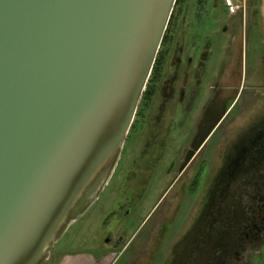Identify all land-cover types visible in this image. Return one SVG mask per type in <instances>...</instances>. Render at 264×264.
<instances>
[{"label": "water", "instance_id": "water-1", "mask_svg": "<svg viewBox=\"0 0 264 264\" xmlns=\"http://www.w3.org/2000/svg\"><path fill=\"white\" fill-rule=\"evenodd\" d=\"M177 0H0V264H43L112 177Z\"/></svg>", "mask_w": 264, "mask_h": 264}, {"label": "rangeland", "instance_id": "rangeland-1", "mask_svg": "<svg viewBox=\"0 0 264 264\" xmlns=\"http://www.w3.org/2000/svg\"><path fill=\"white\" fill-rule=\"evenodd\" d=\"M239 30L241 36L234 46L229 35L225 37L224 84L226 93H232L224 117L225 153L219 159L216 152L205 159L200 155L195 161L207 159L209 168L204 181L208 185L198 189L196 195L191 194L189 185L195 170L183 172L180 168L187 157L185 138L159 129L143 137L135 130L127 138V151L122 152L107 185L70 224L43 264H61L64 257L81 254L90 255L94 264L203 263L199 246L193 245L195 248L187 252L186 227L191 222L202 221L193 217L192 211L193 214L197 211L202 195L213 196L212 178L215 175L216 182L221 177L216 166L222 156L229 162L233 148L264 125V30L250 25L248 20L245 25L242 21ZM212 65H217L216 51L211 55ZM263 175L264 167H261L254 181H261ZM250 180L249 175L241 177L231 185L230 191L226 190L227 197L235 195L237 205L245 211L256 204L250 197L254 191ZM217 203L224 201L219 199ZM208 220L211 222L213 218ZM203 237L205 230L195 234L194 240L202 243ZM242 251V259H233L230 264H264V240L249 244Z\"/></svg>", "mask_w": 264, "mask_h": 264}, {"label": "flooded vegetation", "instance_id": "flooded-vegetation-1", "mask_svg": "<svg viewBox=\"0 0 264 264\" xmlns=\"http://www.w3.org/2000/svg\"><path fill=\"white\" fill-rule=\"evenodd\" d=\"M252 2L253 0L176 1L127 137L130 138L135 130L146 137L159 129L169 130V134L176 132L185 138L187 157L180 168L183 172L195 170L189 185L192 195L208 185L204 181L209 168L207 159L200 163H196V159L200 155L204 158L212 152H216L219 159L220 154L225 153L224 117L229 110L226 108L227 99L232 95L230 91L226 93L224 84L225 37L229 35L233 46L240 39L241 18L251 12ZM214 51L217 54V65L211 67V55ZM262 126L247 135L248 140L242 139L233 148V156L229 162L222 156V161L216 166L221 177L216 182V176L212 178L211 186L215 185L213 196L209 197V193L202 195L198 199L201 203L197 211L194 214L192 211V216L202 218V221L195 224L191 222L186 227L189 239L187 252L189 254L190 249L195 248L193 245L199 246V253L203 255L202 264H230L233 259L240 261L242 250L249 244L264 240V175L261 181H254L261 167H264V125ZM202 138H205L204 143L199 146ZM125 150L127 151L126 145L123 151ZM134 160L132 155L131 162ZM248 175L254 186L250 197L256 204L245 211L237 205L235 195L227 197L226 190L230 191L234 182ZM219 199H223L224 204L217 203ZM209 217L213 218L211 222ZM204 230L206 237H203L202 243L194 240V235Z\"/></svg>", "mask_w": 264, "mask_h": 264}, {"label": "crops", "instance_id": "crops-1", "mask_svg": "<svg viewBox=\"0 0 264 264\" xmlns=\"http://www.w3.org/2000/svg\"><path fill=\"white\" fill-rule=\"evenodd\" d=\"M250 11V10H249ZM246 20L249 24L260 26L264 30V0H253L251 12L243 15L241 23L245 25ZM241 26V24H240ZM61 264H94L90 255L66 256ZM111 264V262L109 263Z\"/></svg>", "mask_w": 264, "mask_h": 264}, {"label": "built area", "instance_id": "built-area-1", "mask_svg": "<svg viewBox=\"0 0 264 264\" xmlns=\"http://www.w3.org/2000/svg\"><path fill=\"white\" fill-rule=\"evenodd\" d=\"M231 10L233 11V7H231Z\"/></svg>", "mask_w": 264, "mask_h": 264}]
</instances>
